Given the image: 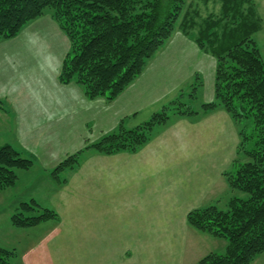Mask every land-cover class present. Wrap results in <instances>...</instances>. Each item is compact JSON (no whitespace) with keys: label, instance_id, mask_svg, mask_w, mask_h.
Listing matches in <instances>:
<instances>
[{"label":"crops","instance_id":"obj_1","mask_svg":"<svg viewBox=\"0 0 264 264\" xmlns=\"http://www.w3.org/2000/svg\"><path fill=\"white\" fill-rule=\"evenodd\" d=\"M68 50L66 36L48 16L0 41V147L33 160L30 169L16 172L13 187L0 191L14 190L23 177L31 200L58 216L23 230L13 264H196L209 253L222 254L223 239L186 221L189 212L225 206L230 196L222 173L238 137L222 110L170 117L135 154L89 152L62 176L64 183L50 175L120 122L131 129L147 121L183 86L200 84L201 103H210L215 60L176 31L141 75L106 103L87 100L75 84L59 83ZM196 74L202 80H190Z\"/></svg>","mask_w":264,"mask_h":264},{"label":"trees","instance_id":"obj_2","mask_svg":"<svg viewBox=\"0 0 264 264\" xmlns=\"http://www.w3.org/2000/svg\"><path fill=\"white\" fill-rule=\"evenodd\" d=\"M218 1L217 14L201 17L184 0H0V41L15 38L41 17H50L69 43L59 83L77 85L87 100L110 103L141 75L174 32L192 38L202 53L215 60L210 103L193 108L201 85L183 86L147 121L131 129L120 122L116 131L67 156L50 175L64 183L62 176L76 170L89 152L135 154L170 117L193 118L222 110L238 137L235 158L222 174L230 197L223 209L208 205L189 212L186 221L196 231L226 242L224 253H209L196 264H250L264 253V64L253 40L260 20L253 0ZM32 165L31 158L9 145L0 147V190L13 187L16 172ZM48 220L57 221V214L34 201L21 203L10 217L11 225L22 229ZM14 256V250L0 247V264H11Z\"/></svg>","mask_w":264,"mask_h":264},{"label":"rangeland","instance_id":"obj_3","mask_svg":"<svg viewBox=\"0 0 264 264\" xmlns=\"http://www.w3.org/2000/svg\"><path fill=\"white\" fill-rule=\"evenodd\" d=\"M184 1H185L186 5L190 4L191 10L195 9L196 11H198L199 16H201V17H206L210 14L215 15L219 11V5L220 4H219L218 0H184ZM253 3H254L255 13L260 20V29L257 33L254 34L253 40L257 46L260 57H261L262 62L264 64V0H253ZM186 5H185V7H186ZM191 34H195V32H193ZM196 76H197V74L192 76L190 78V80H194L196 78ZM199 79L202 80V77L200 76ZM200 100H201V96L199 97L198 102L192 103V107L196 109L198 107V104L200 105V103H201ZM197 110H198V108H197ZM246 128L247 129L250 128V124L248 121L246 122ZM234 158H235V155H234ZM226 171H228V170H226ZM226 171H224L222 174L226 173ZM32 173H34V171H32ZM29 176H30V174H27V177H29ZM222 178H224L223 175H222ZM21 185H23V177H22V180L19 184L16 183V188L14 190L9 189L6 191H0V247L4 248V249H7L6 247H10L7 250H13L14 248H16V251H18L16 243H18L19 237L22 236V232H23V230H25V229H15L9 225L8 220L13 215V213H15L13 207H15V205L17 206L18 203H20V204L24 203V202L29 203V201H32L31 200L32 199L31 193H28V189L27 188L23 189L21 187ZM31 190H32V187L30 188L29 191H31ZM228 192H229V190H228ZM238 195L241 196L242 198H246V196L243 194L238 193ZM229 197L230 196H228V198ZM218 207L223 209L225 207L224 203L221 202L220 206H218ZM7 215H10L9 218ZM6 245H8V246H6ZM12 259H10L11 264L14 263ZM250 264H264V253L256 256L250 262Z\"/></svg>","mask_w":264,"mask_h":264}]
</instances>
